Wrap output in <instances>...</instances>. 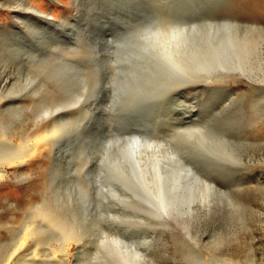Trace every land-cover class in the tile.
Wrapping results in <instances>:
<instances>
[{
    "label": "rangeland",
    "instance_id": "1",
    "mask_svg": "<svg viewBox=\"0 0 264 264\" xmlns=\"http://www.w3.org/2000/svg\"><path fill=\"white\" fill-rule=\"evenodd\" d=\"M0 4V27L24 31L14 54V49L0 46V70L9 66L0 84V102L10 105L3 109L5 117L28 120L34 113L42 118L50 108V117L63 123L41 178L23 166L26 180L15 178L18 169H11L8 183L0 185L1 245L12 242L9 225L21 227L25 211L47 201L46 208L74 223L84 242L72 264H92L103 242L113 240L124 242L130 251L125 256L132 254L138 264H208L207 259L212 264L211 256L264 264V0H30L38 13L60 21V26L30 31L14 19L10 8L12 4L20 11L23 0ZM172 12L186 23L208 21L215 14L255 26L260 29L257 36L262 33L257 42L263 49L257 47L263 56L255 51L251 59L213 66L205 75L190 78L197 81L192 83L205 81L204 88H185L184 78H139L150 67L131 62L129 79L138 88L127 94L114 91L120 84L114 66L120 44ZM190 133L198 134H192L198 140L189 144L197 143V148L188 146ZM133 138L179 150L175 157L171 151L172 170L169 166L161 178L164 195H158L164 204L145 201L143 197L150 195L140 193L124 175L113 176L116 167L111 170L104 163L109 142L130 143ZM172 158L177 160L173 164ZM33 161L35 166L42 158ZM38 183L45 187L35 188ZM98 187H109L107 195L117 194V199L104 201ZM124 193L127 198L118 196ZM27 195L31 202L23 201ZM32 217L27 219L30 225L44 226L45 237L57 240L42 219Z\"/></svg>",
    "mask_w": 264,
    "mask_h": 264
},
{
    "label": "bare ground",
    "instance_id": "2",
    "mask_svg": "<svg viewBox=\"0 0 264 264\" xmlns=\"http://www.w3.org/2000/svg\"><path fill=\"white\" fill-rule=\"evenodd\" d=\"M12 1L15 2L17 0H12ZM23 5L24 8L21 7L20 11H18L17 7H15L12 4L10 8L14 19L22 22V24H24L25 26V30L27 29L28 31H30L31 27L37 28V26L42 27V26H50V25H53L54 28L55 26L60 24V21L52 20L46 14L38 13L30 5V0H23ZM2 6L5 5L2 4ZM22 10H26L29 13L23 14ZM181 18L182 15H179L178 13L174 15L170 14L169 16L160 15V19H158L157 23L150 25L148 24V26H143L138 31L137 34H134L131 37L128 36L126 39L124 38L125 42L120 44L121 46L120 49H117L118 54L115 60L116 65L114 66L116 67L115 70L117 69L118 80L120 84L113 88L114 91L120 90V92L127 94L129 92L135 91V89L138 88V86L135 85L132 86L129 79V73L131 71L130 68L131 62H135L142 66L143 64L149 65L150 68L148 67L149 69H146L149 72H142L138 74L140 75L139 78H152V79L155 78L156 80L158 81L161 80L162 82L184 78L186 80V83L185 82H184L185 84L183 83L185 85V88L186 87L193 88L196 87L197 85H199L198 87L204 88L207 85L204 80H203L204 82L198 81L202 85H200L199 83H192V82H197V81H193L194 80L193 78L197 77L196 75L202 72L203 74L205 72H208L209 69L213 66H224L225 63L240 62L241 60H244L247 56H249L251 53L255 51L258 55L259 48L257 47V44L258 42H260V40L257 39L259 37H261L262 39L261 36L262 33H260V36L258 37L257 34L260 32V29H258L255 26H243L228 17L227 18L215 17V14L210 20H208L209 19L208 18L206 19L208 21H200L199 23L182 22ZM149 19L146 20V23L150 22L148 21ZM203 20H205V18ZM243 27H245L246 29L245 31H243L244 29ZM0 28H1L0 46L5 45V47H8L10 50L14 49L13 53L10 51H1V54H7V53L14 54L19 50L18 49L19 45H17V43H19L18 37L23 35L22 32L24 31L20 29L16 31L15 30L16 27L2 26ZM257 30H259L258 33ZM9 35H10V39L8 40ZM79 53L80 52L78 51L77 54ZM259 55L261 57L263 56L261 54ZM254 56L255 55H253V57ZM251 62H253V60ZM4 63L2 62V64ZM261 63H263V60ZM252 64L253 65L251 64L250 65L251 67L253 66L252 68L254 69V63ZM255 64L257 65V62ZM261 66L262 65H260V67ZM7 67L9 68V66H5L0 70V84L3 83V81L5 80L6 75L4 72L5 71L4 68ZM247 69L245 68V71ZM190 78H192L193 80ZM182 85L180 84L179 87L182 88L183 87ZM179 87H175L174 89L176 90V88L178 89ZM185 88L183 90H185ZM14 101H11V103L15 104ZM2 102L3 100H1L0 102L1 104L0 105V185H2L3 182L5 183L8 181L11 169H18L16 175L14 176L15 178L26 180V178L28 177V173L31 172L38 173L39 175L38 177L41 178L43 176L42 171L44 164L47 162L48 155L55 150L58 139L61 135V131H63L62 130L63 123L60 124V122L56 121V118H54V116L50 117L52 114L50 108H48V110H45V112L43 111L44 113L42 115L43 116L42 118L38 117L33 113L32 118L28 120L19 119V118L17 119V116L16 119L14 118L15 120L12 119L8 120L5 117L6 115H4L6 114V112L3 111V109H8L10 105L9 103L2 104ZM261 123H263L264 125V120H262ZM252 133H255V131H253ZM192 134L190 133V135ZM193 135L190 136V138L186 137V142H187V138H189L188 146L189 144L191 145V143H194L195 140H198L196 139L198 137L197 136L198 134L195 133L197 137L195 135L194 136L196 138ZM134 138L131 139L130 143L109 142L107 144L108 150L105 155L106 158L104 163H106V166L108 165L109 167L110 166L116 167L115 170L119 169L120 172L119 174L118 172L113 170V174H114V175L112 174L113 176L117 177L119 175L120 176L124 175L123 176L124 178L127 177L126 179L128 180L130 179L129 182L133 181L134 183L133 185L135 186L134 188L139 190L140 193H146L150 195V198L149 196L143 197L145 201L151 202L152 199L153 201H156V203L160 202L164 198L161 197V195L162 196L164 195L161 194V192L163 191L165 185L164 181L161 180V178L166 173L167 168L170 166L171 155L173 156L174 155L173 153H175L174 157L177 156L179 150L178 148H176L178 151L176 149L172 151V149L171 150L169 149L170 145L167 144L168 148H166L163 145L159 144L158 142L153 143L150 141L148 142V144H143L142 142L140 143L139 141H137V139L134 140ZM200 139L201 141L200 140L199 141L204 143V139L202 138ZM132 140L134 141L132 142ZM186 142L184 141L185 144ZM178 143L181 144L182 142L181 143L178 142ZM195 144L198 145L197 143ZM196 145L192 147L194 148L196 147ZM171 146L170 148H173V146L172 147ZM201 147L202 145L200 143V148ZM131 149H133L132 151L134 152L131 153ZM179 149L182 151L181 148ZM133 153L136 154V156L134 155L135 159H133V157L131 156L133 155ZM37 156H40L42 158V161L40 162V164L34 166L32 162H34L33 160ZM174 159L172 158V164L174 162ZM23 166L27 167L28 169L27 174L21 172ZM111 167L109 169L112 170L114 167L113 168ZM169 168H171V166ZM111 170L110 172H112ZM133 171H135L139 175L137 176L136 174V176L140 177V179H137L135 177ZM114 172H116L117 174ZM168 177L170 178V176ZM42 185L41 183L40 184L38 183L37 185H34V187L35 188L36 186H38V188L40 186L45 187V183ZM130 186L132 187V185ZM101 187L105 188L106 186L105 187L101 186ZM101 187H98V189L102 191L103 194L105 195L103 196L102 199L104 201L105 200L109 201V198H111L112 201H114L115 198L113 197L116 196L117 194L112 193L113 197H111L109 196L111 194L109 191V187L107 190L106 189L104 190ZM126 188L127 187L125 186V190L129 191V189ZM113 191L115 192V189ZM108 192L110 194L107 195ZM122 192L120 191V193ZM125 194L126 193H124V195L119 194L118 196H124L127 198L128 196ZM158 194H161L160 197ZM124 197H122L121 199H123ZM23 201L31 202L29 195H27L23 199ZM161 202L164 204V201ZM45 203L47 204V201L45 202L43 201L41 204H32L30 206L31 208L25 211L26 221L21 227L19 228L10 227L9 225V227L6 228L7 232H10V237H12V242L3 245L0 244V264H72L73 261L72 259L73 258L76 259V257H79L82 254V251L84 250L83 249L84 245L82 244L83 241L79 237L80 235L76 232L74 223L65 219L55 210L52 211L50 208L49 209L46 208L47 206ZM31 215L34 216L32 218L37 217L38 219L40 218V220L42 219L41 221H44L43 224L46 225L45 228L55 231L58 236L57 240L54 239L55 241H51L48 240L47 237H45L48 230L45 233L44 226L41 227L42 225L40 224H38L40 227L37 224L30 225L27 219H31ZM0 231L2 230L0 229ZM54 242L58 244H56L55 246L53 245ZM123 243L114 240L103 242L99 252H97L96 255H94L95 261L92 262V264H138L134 260L133 256H131L132 254L130 256L129 255L125 256V253H130V251L126 250L128 246ZM57 254L60 255L57 256ZM207 260L209 264L210 261L209 259ZM210 260L212 264H237L228 259H219L216 257L212 258V256Z\"/></svg>",
    "mask_w": 264,
    "mask_h": 264
},
{
    "label": "snow or ice",
    "instance_id": "3",
    "mask_svg": "<svg viewBox=\"0 0 264 264\" xmlns=\"http://www.w3.org/2000/svg\"><path fill=\"white\" fill-rule=\"evenodd\" d=\"M189 163H191L193 166H195V162L193 160H190Z\"/></svg>",
    "mask_w": 264,
    "mask_h": 264
}]
</instances>
